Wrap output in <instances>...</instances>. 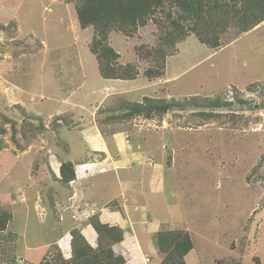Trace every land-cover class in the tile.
<instances>
[{
	"label": "rangeland",
	"instance_id": "1",
	"mask_svg": "<svg viewBox=\"0 0 264 264\" xmlns=\"http://www.w3.org/2000/svg\"><path fill=\"white\" fill-rule=\"evenodd\" d=\"M70 2L0 0V211L14 216L0 264H39L53 244L69 259L75 228L107 247L91 223L107 207L120 211L105 221L123 231L111 246L126 264H160L158 234L179 230L194 241L187 264H264V22L231 29L218 50L192 35L153 81L135 47L155 44L157 24L114 33L120 63H138L140 76L108 80L90 51L93 29L80 27ZM122 97L234 104L190 101L161 118L107 123L101 108ZM65 161L79 177L73 190L57 179Z\"/></svg>",
	"mask_w": 264,
	"mask_h": 264
},
{
	"label": "trees",
	"instance_id": "2",
	"mask_svg": "<svg viewBox=\"0 0 264 264\" xmlns=\"http://www.w3.org/2000/svg\"><path fill=\"white\" fill-rule=\"evenodd\" d=\"M70 3L74 6L80 27L93 29L94 38L90 51L97 59L101 77L108 80H135L140 76L138 63H120V55L111 45L114 33L134 37L139 28L147 27L151 21L157 24L155 44L151 47H135L140 62L147 66L144 76L153 81L166 75L168 59L178 55L179 45L192 35L208 48L218 50L223 45L222 39L231 29L241 35L264 22V0H75ZM6 28L7 26H0V31ZM197 99L190 100L197 108H222L234 104L220 98ZM247 103V100H240V104ZM187 104L149 97L139 103L122 97L112 106H103L100 112L112 113L105 121L119 125L138 118H161L172 110L185 109ZM118 111L121 114H115ZM206 115L208 114H201ZM211 116L210 114L209 117ZM57 179L70 188L71 183L76 180L75 163L63 162L60 178ZM9 210L10 212L0 211V234L8 229L13 220L11 208ZM91 223L99 233L100 241L107 242V247L93 248L81 230L75 228L72 232L71 258L65 259L59 246L53 244L54 250L47 252L39 264H126L128 259L116 256L111 246L112 243L123 241V231L103 224L97 217ZM156 244L164 255L160 264H187L186 257L194 249L193 238L182 230L162 231L158 234ZM217 264L226 263L220 261Z\"/></svg>",
	"mask_w": 264,
	"mask_h": 264
},
{
	"label": "crops",
	"instance_id": "3",
	"mask_svg": "<svg viewBox=\"0 0 264 264\" xmlns=\"http://www.w3.org/2000/svg\"><path fill=\"white\" fill-rule=\"evenodd\" d=\"M191 37H189L185 42H183V44H180L181 45V47H182V45H185V46H187V41L190 39ZM180 45H179V47H180ZM181 54V48L179 49V53H178V55L177 56H179ZM175 57V56H174ZM171 58H173V57H170L169 59H168V61H167V66H168V62H169V60L171 59ZM121 59V58H120ZM166 73H167V71H166ZM166 76H167V74H166ZM122 81V80H121ZM100 97H103V96H105L106 95V92L104 93V91H100ZM80 164H84V165H87V163H80ZM78 165V164H77ZM101 166H99L98 167V170H96V171H100V168ZM58 171L60 172V168L58 169ZM102 171V170H101ZM79 182V177H77L76 178V180L75 181H73V183H71V187H70V190L72 189L73 190V187H76L77 188V183ZM73 192V191H72ZM75 192H76V190H75ZM87 192H88V188H84V190H83V192H77V195L76 196H74L75 197V201H79V203H81V201H82V198H81V193H86L87 194ZM80 196V199L79 200H77L78 199V197ZM109 202V201H108ZM107 205V204H106ZM89 207V206H88ZM14 208V207H13ZM70 209V207H68V210ZM107 210L108 211H110L109 210V208L107 207ZM85 211V210H84ZM83 211V212H84ZM107 211V213L105 214V215H100L99 216V218H100V221L102 222V223H106V224H109V222L111 223L112 222V220L111 219H113L112 218V216H110V212H116V213H112L111 215H114V216H116L117 217V215L119 214L118 212H120V211H110V212H108ZM83 212H82V214H83ZM86 212V211H85ZM68 213V212H67ZM67 213H65L66 215H67ZM13 220H14V216H13ZM105 220H109V222H107V221H105ZM85 225V224H84ZM83 225V226H84ZM89 233V232H88ZM70 234H71V232H70ZM66 235V234H65ZM91 236H92V234H91ZM92 237H94V236H92ZM66 241H69L68 239H67V235L66 236H62V245H64L65 244V242ZM70 243H71V240L69 241ZM70 247H71V245H70ZM71 255H72V249H71V253H70Z\"/></svg>",
	"mask_w": 264,
	"mask_h": 264
},
{
	"label": "clouds",
	"instance_id": "4",
	"mask_svg": "<svg viewBox=\"0 0 264 264\" xmlns=\"http://www.w3.org/2000/svg\"><path fill=\"white\" fill-rule=\"evenodd\" d=\"M70 245H71V243H70ZM60 248V247H59ZM71 249H72V247H71Z\"/></svg>",
	"mask_w": 264,
	"mask_h": 264
}]
</instances>
